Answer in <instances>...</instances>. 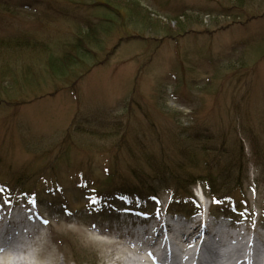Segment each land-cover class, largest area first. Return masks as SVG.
<instances>
[{
	"label": "rangeland",
	"instance_id": "1",
	"mask_svg": "<svg viewBox=\"0 0 264 264\" xmlns=\"http://www.w3.org/2000/svg\"><path fill=\"white\" fill-rule=\"evenodd\" d=\"M95 1L0 3V37L23 31L38 44L34 50L0 53V71L19 82L0 87V179L36 173L31 183H36L34 203L44 233L40 241L22 235L26 244L16 245L18 250L0 247V264H116L120 247L123 264L133 262L125 243L130 237L116 238L122 233L115 219L119 211L89 212L95 199H88V182L103 180L111 166L115 180H126L131 168L153 164L162 158L159 154L168 162L178 161L179 145L189 152L202 147L209 165L230 164L234 170L244 165L236 209L232 212L229 204L216 209L244 219L248 227H264V0H110L130 8L131 18L123 12V18L117 17ZM146 9L159 26L137 22ZM185 13L191 33L177 41L165 39L163 30L177 27L169 20ZM100 20L110 30L100 35L101 46H91L93 56L81 70L65 78L45 71L53 62L51 52L60 55L90 22ZM6 67L17 70L9 74ZM29 74L34 77L31 85L25 83ZM64 140L68 155L59 160L56 177H48L61 183L62 191L48 190L43 171L47 173L56 146ZM200 158L202 154H193L185 165L199 169ZM0 189V210L14 203L25 212L22 200L8 197L6 185ZM199 190L193 188L194 197ZM170 191L159 193L162 207L157 212L168 205ZM56 201L64 208L54 205ZM202 205L209 208L210 200L205 198ZM195 207L176 199L171 205L183 213ZM155 209L151 205L145 210L155 214ZM37 251L44 253L37 256Z\"/></svg>",
	"mask_w": 264,
	"mask_h": 264
},
{
	"label": "trees",
	"instance_id": "2",
	"mask_svg": "<svg viewBox=\"0 0 264 264\" xmlns=\"http://www.w3.org/2000/svg\"><path fill=\"white\" fill-rule=\"evenodd\" d=\"M238 1L239 0H236V2L239 4L240 1ZM109 2L110 0H96L95 6L104 7L105 9L114 12L116 16L120 18H123L121 12L126 14V18H131L132 14H130V8H124L120 4H112ZM0 3H6V0H0ZM240 6L242 5L240 4ZM232 10H229L228 14H230ZM34 12H36L34 13V15L36 16L40 14L39 10ZM137 20V22L145 26H159L158 23L156 25H153L157 21V19L152 17V14L149 10L145 11L142 17H138ZM102 21L100 20L98 23L90 22L87 26L86 31L80 32L76 36L75 40L72 41V43L68 44L71 47H68L66 50H62V53L60 55H55L53 54V52H51L49 54V59H51L53 62H50V66H45V71L48 70L54 76V78H65L71 74L73 76L76 74L77 70H81L82 66L86 62H89L93 56V50L91 49V46H94L93 48L101 46L103 39L102 37H100V35L106 32V29L107 31L110 30V26ZM175 23L177 25L175 30L170 29L169 31H166L169 26H167L164 30L162 29L165 32L164 36L166 39L168 38L176 41L179 37L183 36L184 33H191V30H187V28L189 27L188 15H184L182 18L175 19ZM199 33L203 34L202 32ZM35 45L38 44H36L34 36L23 31L0 37V53H3L5 51L7 52L20 50L21 48L25 49L24 51H29V49L34 50L36 48ZM88 55H91V57H88ZM31 66L32 63L28 66V69H26L28 73L30 72L29 69ZM6 69H9V74H12L17 70V68L8 67H6ZM25 78L26 84L31 85L32 82H34V77L32 76V74L27 75ZM18 83V78L13 80L12 78H10L8 80V76L4 72L0 71L1 88L7 89L10 86L16 85ZM92 134L95 133L93 132ZM103 135L104 134H99L97 136L104 137L105 135ZM68 146L69 144L65 140L63 142L61 141L56 146L55 150L57 153L48 162L46 166L47 173L43 171L44 174H47L48 176L53 178L56 177L55 175L58 172L59 160L68 155ZM177 148L179 149L175 154L180 157L179 159H181V161H184L187 150L182 149L180 145ZM116 156L117 153L114 154V163L116 160ZM159 157H162L159 161L146 159L147 161L155 162L153 164L151 163L152 165L149 162V164L147 163L146 167H143L141 169L131 168L129 171L131 177L123 181L122 179H120V181L114 179V169H107V174H104L103 180L98 181L97 184L91 183V193L92 195H94V198H92L90 202L93 203L92 201L94 199L95 203L96 199H98L99 201L105 199L103 202L106 203V206L109 209L113 206H120L122 204L129 208H139L147 205L149 203V200L153 199L156 195L163 191L171 190L175 197H178L179 195H187L190 192V187H192L195 181L201 179L197 173L198 169L196 165H185L184 163L185 166H183L182 162L180 161L177 162L174 160H170L168 162L167 160H164L162 154H159ZM225 169L229 170L227 172L230 174L231 170L228 168ZM209 170L210 168L207 167V164L205 163L202 165L200 171L203 172ZM35 174V172H24L18 173L17 175L4 176L2 177L3 180L0 179V184L6 185V188L8 189L7 194L10 197H13L17 194V197L19 198H29L37 193L36 191H33V187L36 185V183H31V179ZM144 174L146 177H144V179H140V175ZM212 175H214L213 172ZM224 176L228 178V174H225ZM209 177H211L210 174H208L206 178L208 179ZM47 180L48 190L55 188L59 191H62L61 183H52L49 181V178H47ZM212 180L213 181L210 182L208 189L210 196L219 195L223 191V189H228L224 187L230 186V183L228 181H225L221 184V181L217 182V180L214 178ZM237 187L239 186L235 184V188ZM2 190L4 191V189Z\"/></svg>",
	"mask_w": 264,
	"mask_h": 264
},
{
	"label": "bare ground",
	"instance_id": "3",
	"mask_svg": "<svg viewBox=\"0 0 264 264\" xmlns=\"http://www.w3.org/2000/svg\"><path fill=\"white\" fill-rule=\"evenodd\" d=\"M26 221L27 217L12 220L8 213H0V247L5 248L10 246L6 244L7 241L2 240L10 236L19 248L26 244L23 236L14 237L15 231L20 232V234L27 237L37 236L38 238V231L34 228L32 229L29 227L25 230ZM200 230L201 224L194 225L189 229L180 227V229L177 230L170 228L168 225L165 227L159 226L156 230H152L151 233H145L144 231L141 232V229H134L132 231L133 236L135 233H139L141 234L140 236L143 241L141 242L139 239H134L133 241L128 239L125 243L129 246V250L133 255L144 259L141 263L137 264H157L156 262H152L151 258L154 254H157V250H159L158 253H161L165 247H169L172 252L182 253L184 256L182 259L184 260L190 254L193 257L201 255L202 240L199 235ZM147 234H150L151 238L145 239L144 237H146ZM165 234H171L172 237H165ZM219 235L223 242L222 240H218L216 242V247L208 246L205 249V251L211 250L212 256L215 257L216 260L219 261L224 259L225 261L223 264H260L259 260L264 256V235L257 233L256 239L253 235L249 236L243 230H237L234 234L220 233ZM206 237H208V235L203 234V238ZM38 239H40V237ZM107 243L112 244L113 242ZM157 243L159 244V248L157 250H151V248ZM255 243H259L263 249L260 250L257 247L255 248ZM16 245L13 247L18 250L19 248ZM176 245H178V247H176ZM219 246L228 247L229 249L225 252L219 253L217 250ZM43 253L44 252L40 253L37 251L36 254L37 256H41ZM48 253L49 255H52L50 251ZM115 254L118 257L114 258V262L116 264H123L121 255L125 254L124 250L120 247L116 250ZM4 256L1 255V257ZM125 264L133 263L128 261Z\"/></svg>",
	"mask_w": 264,
	"mask_h": 264
}]
</instances>
